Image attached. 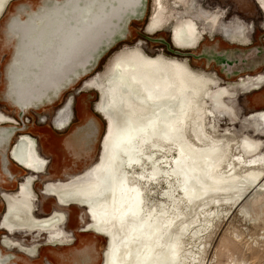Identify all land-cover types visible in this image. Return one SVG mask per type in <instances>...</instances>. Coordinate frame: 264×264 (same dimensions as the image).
<instances>
[{
    "label": "bare ground",
    "instance_id": "obj_1",
    "mask_svg": "<svg viewBox=\"0 0 264 264\" xmlns=\"http://www.w3.org/2000/svg\"><path fill=\"white\" fill-rule=\"evenodd\" d=\"M18 1L0 0V20ZM147 1L108 0V12L91 33L84 32L81 38V54L88 60L46 62L45 73L23 69V87L13 93L10 89L5 95L15 113L39 112L53 105L98 64L117 39L128 36V22L145 14ZM169 1L152 0L154 10L146 34L169 29L171 44L178 50L196 49L207 33L243 45L249 42L247 27L221 22L220 13L200 9L197 16L202 20L198 23L180 12L173 14ZM185 1L172 0L175 6ZM256 1L264 15V0ZM98 2L93 0L91 4ZM26 6L31 5H17L10 14L7 41H19L11 28L15 22L24 23L22 16L29 19L24 12ZM203 22L208 28L202 26ZM34 50L38 53V47ZM244 74L248 73L231 76ZM263 86L264 69L226 81L215 72L194 68L187 57L171 56L162 50L151 54L144 40L122 44L110 55L104 69L73 89L55 112V128L63 130L75 119V95L94 90L99 98L93 109L103 119L104 130L98 153L90 147L97 138H85L88 148L83 151L84 168L75 167V171L67 170L43 182L41 196L45 201L54 200V207L45 215L36 213L43 200L35 183L38 175L48 176L50 161L40 154L33 135L19 131L17 117L0 109V125L12 124L0 127L1 173L8 175L11 164L6 141L16 133L10 158L28 171L15 191H0L6 204L0 227L7 230L0 241L6 251L16 249L33 258L39 256L42 245L73 247L77 235L71 234L67 225L73 207H77V232L106 239L100 264H187L191 260L196 261L193 264H210L206 255L211 252L224 210L229 213L235 207L251 219H264V108L245 116L242 133L234 127L243 115L237 109L239 98ZM29 117L32 119L30 115L24 118L25 124L30 122ZM238 237V233L223 236L220 247L229 250ZM92 248L88 243L80 251L87 261L91 260ZM15 258L0 251V264H17ZM233 261L241 264L237 257Z\"/></svg>",
    "mask_w": 264,
    "mask_h": 264
},
{
    "label": "rangeland",
    "instance_id": "obj_2",
    "mask_svg": "<svg viewBox=\"0 0 264 264\" xmlns=\"http://www.w3.org/2000/svg\"><path fill=\"white\" fill-rule=\"evenodd\" d=\"M41 2L42 0H20L18 2H15L14 3L15 5L12 4L10 7V10L0 20V107L3 108L5 112L11 113L17 117L18 122H19V129H21L20 131H27L33 136H38V137L43 133V128H41L40 126L36 124H32V125L26 124V126H23L20 120L22 118V121H23L24 118L29 115L31 116L32 120H35L34 114L36 112L34 111L33 113L29 112L21 116V114L15 113L13 105L8 100H6L7 99L5 96L6 86H7L6 67L10 59L12 58V54L14 51V44L12 42L7 41L6 29L8 28L7 26L8 18L12 12L14 13L16 11L17 5L19 6L20 4H30L34 9H37V7L41 4ZM147 2L148 3L146 6L145 14L141 18H135L132 21H130L129 26H128L129 27L128 36L123 40L118 39L116 43L108 51L104 53V55L100 58L98 64L95 67H93V69H91L86 75L81 76L79 80L77 79V82L74 85H71L69 87L70 88L69 90L64 91L61 97L57 99L53 105L46 108L47 110L52 112L54 108H57V106H59L61 103L65 101L68 95L73 93L75 88L77 89V87H80L83 84L85 79H87L94 73L103 70L106 63L108 62L110 55L115 50L120 48L122 44H133L138 39L144 40L145 49L151 54L157 53L162 50L163 53L169 54L171 56L175 55L177 57L178 56L187 57L188 62H190V64L194 68L199 69V70L215 72L218 76H220L222 79L226 81L234 80L244 75H249V73L244 74V75L235 76V77L230 76L229 78H225L224 75L220 73L219 68L217 66H214V63L208 64V57L205 59L206 64L204 60H200L199 58L203 56V54L209 56V54L213 53L214 51H217V52L227 51L229 54H231L234 57L233 60H236L237 58L239 59L241 55L240 52H243V53L246 52V54H248L249 52L253 51L255 55L256 53L257 54L259 53L261 56L259 60H263V61L260 63L259 65L260 67L259 68L257 67L258 69L256 70L254 69L250 73L255 74L264 69V29H263L264 18H263L261 11L257 7L255 0H186L183 4H180L179 6H175L172 0L169 1L168 4L170 5V8L173 14H177V12H180L178 13L179 15H182V14L188 15L192 19H195L198 22L202 20L201 18L197 16L198 10L204 9L210 12L215 11L221 14V18H220L221 22H226L228 24L229 21H233V24L236 23V24L245 26L247 27V30H248L247 37H248L249 42L244 45L227 41L220 34L210 35L209 33H207L206 36H204L203 40L200 42V44L202 43L201 47L199 44V46L196 49H192V50L180 49L182 51L178 50L171 44L169 29L159 30L155 34H150V35L146 34L145 27L148 23L149 17H151V15L153 14V10H154V6L152 5V0H149ZM48 4H50L49 0H44L42 3V5L44 6H48ZM42 5L39 6L40 10L43 9ZM230 6H232V11L229 8ZM242 18L247 20V22L243 20ZM205 25L208 28V25L205 22H203L202 26L205 27ZM198 26L201 29V25L198 24ZM234 47H237V48L238 47L239 48L248 47V50H238ZM224 49H227V50H224ZM192 52H197L196 53L197 57H194ZM248 56L251 57L253 55H251L250 53L248 54ZM78 94L75 95V105H74V112L79 113L77 115V120H78L77 122H79V120L82 118L80 112L83 111L84 114H88V115L90 114L92 116H95L98 122L99 130L97 129V126L94 120L89 119L88 121H91V122L87 126L92 127L94 125L93 127L94 131L91 130V132L88 131L85 134V132H83V128L85 127H83L81 129V132H78L79 134L78 133L74 134V136H76L77 134L78 135L84 134L86 135L85 138L88 139L87 141H92L93 137L96 135L99 140L104 130V121L101 118V116L98 113L96 114L92 109V108H95L94 105L96 101L98 100L99 95L94 90H84ZM239 100H240L239 101L240 106H237V109L239 111H243V115L239 123L235 124L234 127L236 131L241 130L240 132L242 133L243 129L241 126L243 124L241 122L244 121L245 116L252 111H256L261 108H264V86L256 91L242 95L241 98H239ZM57 109L55 110V112L57 111ZM42 112L44 111L42 110ZM55 112L54 113L52 112V114L49 117H52V119H54V116L56 114ZM39 118L42 121V119L43 120L45 119V116L41 115ZM46 126H51V125L47 124ZM249 129L252 130V128H249ZM48 139H50V144L55 146V144L53 143L57 141L56 140L57 138L50 136ZM98 140L95 143V147H94L95 153H98L97 151H99L97 150ZM96 155L97 154H95L93 156V159L91 158V160H94L95 159L94 157H96ZM84 166H86V161L83 160L77 166L76 170H80L84 168ZM16 170H17V172H15L16 177L13 180H7V182H3V181L0 182V189L3 188V189L10 190V191H14L16 189L19 180L22 178V176H24L27 173V171L23 169L19 170V168H16ZM51 175L54 177L56 176L58 177V175H55L54 173H51ZM38 178H39V175H38ZM45 181H48V179L44 180V182ZM41 186H42V181H39L35 184V190L37 191V193L40 190ZM42 198H40V201L42 200L43 201L42 203L40 202L39 210L36 211L37 214H43V213L47 214L54 207V200L52 198H46V201L44 200V198L43 199ZM227 207L228 205H225V207L223 206L224 209L228 210ZM4 208H5V202L1 200L0 201V215L3 213ZM78 212H79V209L77 207H73L72 212H71V220L69 224L67 225V228L71 229V231L69 230L71 234L74 235L76 233L77 235L75 237L76 240L73 245L74 247L78 246L77 248L79 247L81 248L83 246L88 245V243H91L93 245V248H92L93 250H91V257H93V260L90 261V263L88 264H100L102 261L101 259L102 250L106 246V239L104 237L95 235L90 232L89 233L77 232V229L79 227V222L76 218ZM223 212L221 214V217L218 220L219 227L217 230L219 231L217 232L216 237L213 240L211 252L209 251L210 254L208 253L209 255L208 254L206 255L207 256L206 258L212 261L211 262L209 260L208 263L210 264H220V263L221 264H228V263L232 264L234 262L233 258L235 259V257H237L238 261H240L241 264H264V219L260 218L258 219V221L257 219L255 220L251 219L250 217L242 215V213L239 212V208H235V207H233L232 210L228 211L229 213H227V211L224 213ZM235 233L239 234V237L235 239V242H237L238 244V245L236 244L237 247L235 245L232 247V248L236 247L233 250L231 247L229 250H225V249L223 250V247L222 248L220 247V239L223 236L233 237ZM3 234H5V232L3 230H0V240H2L1 236ZM0 251L3 254H9V253L14 254L16 256L15 259H16L17 264H29L31 260H34L24 254H21V252L19 253L16 249H13L12 251H8V250L6 251V249L2 246L1 243H0ZM46 255H47L46 250L40 249L37 261H39V259L45 260ZM189 260H191V258H189ZM195 262L196 261L191 260L187 264H193ZM196 264H199V263H196Z\"/></svg>",
    "mask_w": 264,
    "mask_h": 264
},
{
    "label": "flooded vegetation",
    "instance_id": "obj_3",
    "mask_svg": "<svg viewBox=\"0 0 264 264\" xmlns=\"http://www.w3.org/2000/svg\"><path fill=\"white\" fill-rule=\"evenodd\" d=\"M92 1L49 0L50 4L42 5L43 9L39 12H36L32 6H26L28 8L24 12L29 19L26 20L22 16L24 23L15 22L11 28L18 35L19 41L17 38L8 41L14 44L9 69L10 93L23 87L20 86V80L24 77L23 69L44 70L45 73L46 62L49 64L50 61H54L57 64L64 62L67 58L75 62L88 60L86 55L81 54L83 49L81 38L84 32L91 33V29L97 27L108 12L106 10L108 0H95L99 1L97 4H91ZM6 34L8 38L7 29ZM35 47H38V53L34 52ZM8 65L9 63L7 67ZM15 177L16 173L8 176V180H13Z\"/></svg>",
    "mask_w": 264,
    "mask_h": 264
},
{
    "label": "crops",
    "instance_id": "obj_4",
    "mask_svg": "<svg viewBox=\"0 0 264 264\" xmlns=\"http://www.w3.org/2000/svg\"><path fill=\"white\" fill-rule=\"evenodd\" d=\"M255 3L263 15V12H262L261 8L259 7L256 0H255ZM229 8L232 11V6H230ZM263 18H264V15H263ZM243 20H245V19H243ZM245 21L247 22V20H245ZM8 22H9V20H8ZM10 67H11V60L9 61V65L7 67V73H6L8 81H9V69H10ZM7 92L9 95V85L6 86V93ZM63 103H61L60 105H62ZM59 106H57V108ZM57 108H54L52 110V112L54 113ZM0 109L5 111L1 107H0ZM42 110L44 112H42ZM42 110L39 112H36L34 114L35 120H32L29 117L30 122L28 124L29 125L36 124V125L40 126L41 128H43V133L39 137L38 136H34V137L38 141L40 154L43 155L44 157H47L50 160V164L47 168V174L51 175V173H54L55 175H62L63 172H65L67 170L75 171V167H77L84 159L83 158V148L85 146H84L83 140H85L86 135L83 134V136H82V135H78L79 134L78 133L76 136H74V134H76V130L78 129V127L80 125H82V123H84L85 119L90 114L89 115L84 114L83 111L80 112L82 118L79 120V122H77L78 121L77 115L79 113L75 112V119L70 123V125H68L66 128H64L62 130V129H59L58 127L55 128L56 126L52 121L53 120L52 117H49L52 114V112L47 110V109H42ZM9 114H11V113H9ZM41 115L45 116V119L42 121L39 118ZM13 116L16 117L15 115H13ZM47 124H50L52 127L46 126ZM9 125H12V124H4V125H0V127L9 126ZM89 128H90V126H85V128H83V132H85V134H86V132L89 131ZM85 129H87V130H85ZM18 133H21V132H18ZM27 133H29V132H27ZM16 135H17V133L12 137L11 141L9 142V149L7 152V158H8L11 165H8V167H7L8 171H9L8 175L2 174L1 170H0V182H2V181L7 182L8 176H12L15 172H17L16 168H19V170L23 169L20 166L16 165L10 158V147H11V144H12L14 138L16 137ZM50 136L57 138L56 139L57 141H55L53 143V144H55V146L50 144V139H48ZM95 138H97L96 135L93 137L92 140H94ZM48 143H49V145H48ZM88 155L91 156L92 152L89 151ZM64 166L66 167L65 169H64ZM27 173H28V171H27ZM22 178H23V176H22ZM22 178L19 180V182L22 180ZM55 178H58V177L56 176V177L50 178V176L46 177V174H44V175L40 174L37 182L42 181V184H43L44 180L55 179ZM17 188H18V184H17L16 189ZM1 190L10 191V190L3 189V188H1L0 191ZM10 192H13V191H10ZM38 193H39L40 198H42V196L40 194V190L38 191ZM1 200L3 201V199L0 197V201ZM4 202H5V200H4ZM39 205H40V203H39ZM5 206H6V204H5ZM38 210H39V206H38ZM43 214H46V213H43ZM43 214H38V215H43ZM0 230H3L5 233L7 232L6 229H2L1 227H0ZM70 231H71V229H70ZM18 235H20V234L17 233V236ZM0 243L2 244L1 241H0ZM2 246L4 247L3 244H2ZM40 249L41 250L45 249L47 252V255L45 256V260L39 259V261H37L38 260L37 259L38 256H37V257H33L32 259H34V260H31L29 262V264H88V263H90V261L93 260V257H91V260L87 261L84 258V255H81L80 251H81L82 247L80 249H78L77 247H74V246L70 247V246H61V245H56V246H54V245L53 246L42 245V247ZM21 254H23V253H21ZM7 264H10V262H8Z\"/></svg>",
    "mask_w": 264,
    "mask_h": 264
},
{
    "label": "water",
    "instance_id": "obj_5",
    "mask_svg": "<svg viewBox=\"0 0 264 264\" xmlns=\"http://www.w3.org/2000/svg\"><path fill=\"white\" fill-rule=\"evenodd\" d=\"M145 4H146V1H145ZM145 9H146V7H145ZM144 10V9H143ZM142 16H140V18H141ZM133 19H135V17L133 18ZM132 19V20H133ZM132 20H130V21H132ZM130 21L128 22V26H129V23H130ZM118 40V39H117ZM116 40V41H117ZM119 40H123V39H119ZM116 41H115V43H116ZM114 43V44H115ZM113 44V45H114ZM112 45V46H113ZM234 48H236V49H238V50H248V48H246V49H244V48H237V47H234ZM228 49H230V48H228ZM224 50H227V49H224ZM108 51V50H107ZM258 52V51H257ZM251 53V55H253V56H251V57H249L248 56V54H250ZM240 57H239V59L237 58L236 60H233V56L231 55V54H229L227 51H214L213 53H211V54H209V56H207V55H205V54H203V56H201L199 59H201V58H204V59H206L207 57H208V64L209 63H214V66H217L218 68H219V71H220V73H222V74H225V72H226V74H225V77H230L231 75H238V74H242V73H250V72H252L254 69L256 70L257 69V67L259 68L260 66V63L263 61V60H259L260 58H261V56H260V54L258 53H256V55H255V53H253V51H251V52H249L248 54H246V52H240ZM104 55V54H103ZM102 55V56H103ZM193 56L194 57H197L196 56V54L194 55L193 54ZM253 57L255 58V60H253ZM224 65H227L228 67H225ZM256 67V68H255ZM229 75V76H228ZM93 109V108H92ZM93 111H94V109H93ZM95 112V111H94ZM96 113V112H95ZM97 114V113H96ZM23 115H25V114H23V113H21V116H23ZM89 119H93L94 120V122H95V124H96V126H97V129L99 130V126H98V122H97V120H96V118H95V116H92V115H89L86 119H85V121H84V123H82V125H80L79 127H78V129L76 130V133H78V132H81V129L83 128V127H85V126H87L91 121H88ZM21 120V122H22V124H23V126H26V124L22 121V118L20 119ZM88 121V122H87ZM19 129V128H18ZM21 129H19V131H20ZM13 132L14 131H10V133L11 134H13ZM98 136H99V134H98ZM12 136H9L8 137V140L6 141V144H9V142H10V138H11ZM97 140H98V138L97 139H95L93 142H92V144L90 145V147H92V149L95 147V143L97 142ZM85 146V145H84ZM87 146H85L83 149L84 150H87ZM95 149V148H94ZM83 150V151H84Z\"/></svg>",
    "mask_w": 264,
    "mask_h": 264
}]
</instances>
